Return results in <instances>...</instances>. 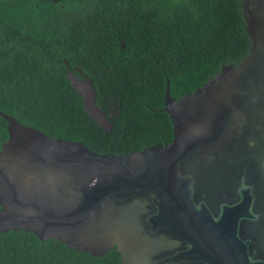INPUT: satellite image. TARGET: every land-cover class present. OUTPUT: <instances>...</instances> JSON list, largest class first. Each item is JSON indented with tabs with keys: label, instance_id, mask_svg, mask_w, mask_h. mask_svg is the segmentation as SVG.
<instances>
[{
	"label": "water",
	"instance_id": "water-1",
	"mask_svg": "<svg viewBox=\"0 0 264 264\" xmlns=\"http://www.w3.org/2000/svg\"><path fill=\"white\" fill-rule=\"evenodd\" d=\"M240 3L243 57L176 98L165 80L169 141L97 152L0 111V231L121 264H264V0Z\"/></svg>",
	"mask_w": 264,
	"mask_h": 264
},
{
	"label": "trees",
	"instance_id": "trees-1",
	"mask_svg": "<svg viewBox=\"0 0 264 264\" xmlns=\"http://www.w3.org/2000/svg\"><path fill=\"white\" fill-rule=\"evenodd\" d=\"M241 0H0V111L97 152L172 137L163 110L246 53ZM68 73L88 78L101 125ZM7 137L0 116V144ZM0 264H121L23 229L0 231Z\"/></svg>",
	"mask_w": 264,
	"mask_h": 264
},
{
	"label": "rangeland",
	"instance_id": "rangeland-1",
	"mask_svg": "<svg viewBox=\"0 0 264 264\" xmlns=\"http://www.w3.org/2000/svg\"><path fill=\"white\" fill-rule=\"evenodd\" d=\"M71 82L74 84L76 89L80 92L84 100V106L87 111L103 126L107 125L104 115L92 104V87L88 82V79H78L73 74L68 73Z\"/></svg>",
	"mask_w": 264,
	"mask_h": 264
},
{
	"label": "flooded vegetation",
	"instance_id": "flooded-vegetation-1",
	"mask_svg": "<svg viewBox=\"0 0 264 264\" xmlns=\"http://www.w3.org/2000/svg\"><path fill=\"white\" fill-rule=\"evenodd\" d=\"M87 79V78H86ZM80 80H82V79H80ZM93 93V92H92ZM100 111V110H99Z\"/></svg>",
	"mask_w": 264,
	"mask_h": 264
}]
</instances>
